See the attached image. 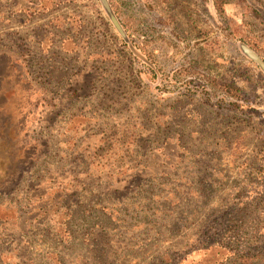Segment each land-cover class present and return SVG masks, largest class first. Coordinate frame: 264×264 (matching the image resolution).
<instances>
[{"label": "rangeland", "instance_id": "obj_1", "mask_svg": "<svg viewBox=\"0 0 264 264\" xmlns=\"http://www.w3.org/2000/svg\"><path fill=\"white\" fill-rule=\"evenodd\" d=\"M110 1L0 0V264L264 252V0Z\"/></svg>", "mask_w": 264, "mask_h": 264}, {"label": "trees", "instance_id": "obj_2", "mask_svg": "<svg viewBox=\"0 0 264 264\" xmlns=\"http://www.w3.org/2000/svg\"><path fill=\"white\" fill-rule=\"evenodd\" d=\"M237 1L238 0H236L235 2H237ZM100 3L103 6V8L105 9V11L108 13L112 23L114 24V26L117 29L118 34L121 35L122 40L125 42L126 45H128L127 44V42H129L128 40L131 41V39H129L128 36H131L132 33L129 32L128 28H127L128 32L125 33L124 28H123V24L120 22L119 16L117 14H115V12L113 11V7H114L113 4H111L110 0H100ZM226 3H229V0H213L214 6L217 9H219L221 13L224 9L223 6ZM133 45L136 48H138L139 50L143 49L142 46H140L136 42ZM243 45L244 44H241V46H243ZM22 52L24 53V51H22ZM143 55H146L147 57H149V52L146 54L143 53ZM142 64H143V61H142ZM19 70H21V69H19ZM0 81H1V77H0ZM225 86H226V89L224 91H226L228 94H231L229 89L233 93L240 90V87L233 80L232 81H226ZM258 231H259L258 235L260 237L264 238V230H263V232H260V230H258ZM227 233H228V236H230V239H228V240L232 241V243H233L232 227H230L229 225H226V224L224 226H222L221 228L216 229L215 231H210V232H207L206 234H201V236L209 235V236L214 237V239H216L215 241H217V238H215L216 234L220 235L219 239H222V238L226 239ZM203 243H206V242H203ZM229 247L230 248H227V246H226V247H224V249H227V251H228V255H229L228 258L230 259V262H229L230 264H264V252L262 250H256V248H250L248 250L238 251V249L233 247V246H229ZM262 247L264 248L263 245H262ZM170 264H174V261H171Z\"/></svg>", "mask_w": 264, "mask_h": 264}, {"label": "water", "instance_id": "obj_3", "mask_svg": "<svg viewBox=\"0 0 264 264\" xmlns=\"http://www.w3.org/2000/svg\"><path fill=\"white\" fill-rule=\"evenodd\" d=\"M242 50L244 51V53L251 58L253 61H255L260 67L261 69L264 71V61L258 56V54L256 52H254L251 48L243 45L241 46Z\"/></svg>", "mask_w": 264, "mask_h": 264}, {"label": "flooded vegetation", "instance_id": "obj_4", "mask_svg": "<svg viewBox=\"0 0 264 264\" xmlns=\"http://www.w3.org/2000/svg\"><path fill=\"white\" fill-rule=\"evenodd\" d=\"M5 54L7 53V52H4Z\"/></svg>", "mask_w": 264, "mask_h": 264}]
</instances>
